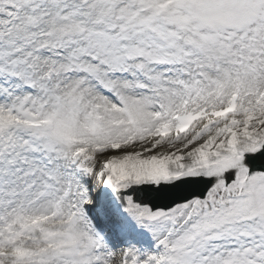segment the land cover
<instances>
[{
	"label": "snow or ice",
	"instance_id": "obj_1",
	"mask_svg": "<svg viewBox=\"0 0 264 264\" xmlns=\"http://www.w3.org/2000/svg\"><path fill=\"white\" fill-rule=\"evenodd\" d=\"M0 264H264V0H0Z\"/></svg>",
	"mask_w": 264,
	"mask_h": 264
}]
</instances>
